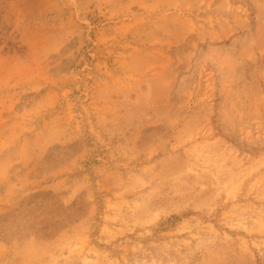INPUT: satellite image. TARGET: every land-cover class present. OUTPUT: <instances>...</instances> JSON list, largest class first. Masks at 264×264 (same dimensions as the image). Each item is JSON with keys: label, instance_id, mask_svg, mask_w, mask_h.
Listing matches in <instances>:
<instances>
[{"label": "rangeland", "instance_id": "obj_1", "mask_svg": "<svg viewBox=\"0 0 264 264\" xmlns=\"http://www.w3.org/2000/svg\"><path fill=\"white\" fill-rule=\"evenodd\" d=\"M0 264H264V0H0Z\"/></svg>", "mask_w": 264, "mask_h": 264}]
</instances>
